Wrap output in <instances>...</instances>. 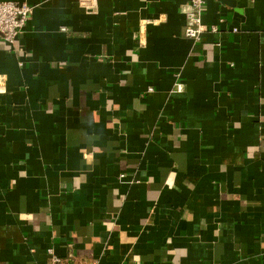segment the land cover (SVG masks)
<instances>
[{
  "label": "crops",
  "instance_id": "0c3cea01",
  "mask_svg": "<svg viewBox=\"0 0 264 264\" xmlns=\"http://www.w3.org/2000/svg\"><path fill=\"white\" fill-rule=\"evenodd\" d=\"M10 1L0 264H264V0Z\"/></svg>",
  "mask_w": 264,
  "mask_h": 264
},
{
  "label": "built area",
  "instance_id": "2783aa9c",
  "mask_svg": "<svg viewBox=\"0 0 264 264\" xmlns=\"http://www.w3.org/2000/svg\"><path fill=\"white\" fill-rule=\"evenodd\" d=\"M94 0H78L83 8L94 6ZM206 0H189V10L186 14V24L183 28V35L195 41L201 40V35L208 30L202 22V15L205 9ZM33 6L26 2L0 1V38L12 45L22 30H24L29 19ZM215 30L214 27L211 28ZM5 78L0 75V89H3ZM177 90L181 85L177 84ZM120 178L124 175L120 174ZM50 264H68V259L56 255L52 248H47ZM90 264H96L94 262Z\"/></svg>",
  "mask_w": 264,
  "mask_h": 264
}]
</instances>
